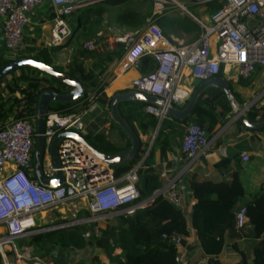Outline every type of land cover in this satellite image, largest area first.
I'll list each match as a JSON object with an SVG mask.
<instances>
[{
    "label": "built area",
    "instance_id": "2783aa9c",
    "mask_svg": "<svg viewBox=\"0 0 264 264\" xmlns=\"http://www.w3.org/2000/svg\"><path fill=\"white\" fill-rule=\"evenodd\" d=\"M46 1L0 0L6 47L13 58H22L27 49L25 28L29 24V13ZM50 1L54 10L50 43L60 45L74 34L69 16L77 9L104 0ZM151 1L155 4V15L177 5L190 13L203 31L197 40L177 44L174 37L167 36L158 22L151 19L144 27L115 36L114 40L109 41V50L119 43L122 44L124 53L119 60L121 72L138 66L147 55L155 60L156 68L134 78L131 85L140 92L163 99V103H148L145 106L147 113L157 117V129L141 157L121 176L118 177L114 167L97 156L84 142L71 137H66L59 143L60 166L56 165L51 153V143L61 131L72 130L84 136L87 134L86 118L100 107L94 98L108 79L104 74L101 84L81 102L84 104L93 99L90 106L68 113L50 111L46 115L42 173L45 178H52L62 170L65 179L58 187L43 185L35 174L34 150L38 116L8 115L0 118V255L4 264H14L11 259L19 263L34 261L33 264H63L59 260L48 261L36 255L25 242L19 246V239L29 238L38 232L82 221L88 224L98 222L117 214H132L151 204L160 194L182 208L184 192L179 187V178L184 171L191 168L212 141L202 123L190 122L185 126L181 148L186 162L182 172L169 177L168 172L164 171L162 176L168 177L167 182L153 196L140 199L141 192L138 187L140 170L147 166L146 159L154 146L162 122L170 115V106L186 103L192 97L194 90L192 85L186 83L188 77L192 81H205L220 75L223 70L229 77L236 75L249 78L258 66L264 67V0H224V5L207 19L193 15L178 0ZM256 18L259 21L249 25V21ZM100 46L96 39H89L84 44L87 50H97ZM252 105L247 103L243 111H249ZM241 155L245 161L250 159L249 152L245 149ZM78 200L87 204L90 211L88 217L54 225L53 228L40 227L39 214L43 216L54 207ZM246 222V207L243 204L236 213L237 230L241 231ZM95 231L99 232L97 226ZM87 234L91 232L88 231ZM163 237L177 246L176 260L179 264H210L208 256L203 252L198 256L191 253L187 237L176 232L164 233Z\"/></svg>",
    "mask_w": 264,
    "mask_h": 264
},
{
    "label": "trees",
    "instance_id": "16d2710c",
    "mask_svg": "<svg viewBox=\"0 0 264 264\" xmlns=\"http://www.w3.org/2000/svg\"><path fill=\"white\" fill-rule=\"evenodd\" d=\"M126 1L104 0L103 2L91 5L90 8H94L97 15L102 17L104 13L103 3L120 4ZM145 1L149 2L147 14H151L153 3L151 0ZM219 6L221 7L220 4H218ZM142 15L145 16L139 11L130 8L125 11L122 17L136 24L144 19V17L139 19ZM84 19L86 26L90 23L89 16H85ZM90 26L86 27L85 31L91 30ZM76 31L77 28L74 29V32ZM94 52L84 48L75 53L67 69V72L71 76L83 83L87 90L86 94L75 101L51 103L48 112L59 111L60 113H68L84 109L92 104L93 99L87 100L84 104L80 105L83 99L89 95L92 88L98 86V73L96 72L95 64L91 66L86 65L80 59V56L86 53L93 54ZM118 52H120L121 56V49ZM109 56L111 58L110 54ZM22 57H32L50 64L53 61L52 57L43 49H38V52L33 54L26 52ZM15 59L13 57L2 58L0 59V66ZM117 61L111 64L109 70L113 69ZM153 61L155 60L149 55L143 58L141 64L144 66V72L149 70L147 71L148 73L154 70ZM56 68L63 70L62 67ZM20 70V74L13 75L3 88V92L7 91L9 96L13 98V101L10 104L7 103L5 96L0 92V118L8 115H14L15 117L37 115L40 95L44 90L55 89L60 92L68 90L65 84L58 82L54 77L36 68L22 67ZM243 80L241 78L242 82H244ZM202 82L203 80H193V90L197 89ZM104 87L97 91L94 99L109 112L112 119L111 124L120 128L121 132L128 136L130 140L129 145L131 146V138L111 112V102L116 93L109 96L105 92ZM211 88L216 87L212 86L208 88L199 97L193 112L187 119L179 120L172 115L171 117L174 120L177 119L180 124H188L190 122L202 123L207 128L209 135L212 132L219 131L232 117L233 107L229 96L224 90L219 89L213 95L207 94V91ZM17 91L21 92V97L16 95ZM121 91H126V89ZM232 94L234 98L238 97L233 89ZM187 103L177 106L184 107ZM147 104L148 102L139 99H127L118 103L120 114L130 123L141 138V148L134 159H127L119 166L114 167L116 173L125 172L131 167L141 157L148 145V142L144 141L143 136L153 132L158 119L156 116L145 111ZM249 111V117L252 120L258 121L264 119V107H258L253 104ZM107 121V119L98 117L97 123L85 135L86 139L95 148L106 153L113 154L124 150L125 148L118 147L108 140L107 135L99 128V123ZM237 122L238 124H243L240 120H237ZM172 126L173 123L169 122L168 118L162 122L155 138L154 146L158 144L162 146V149H166L170 144L169 135L175 133L177 128L179 129V126L176 125L178 127L174 131ZM245 146L243 145L242 147ZM151 152L152 150L146 159V164L149 163L152 156ZM148 172L145 167L140 170V180L138 182L141 192L140 199L151 196L154 188L157 187L156 184L150 186V183H147V176L150 174ZM192 195L197 198V202L192 207L189 222L183 219L184 213L181 207L175 206L165 195L160 194L154 198L151 204L138 209L132 214H117L102 221L90 223L92 233L89 237H85L83 225L73 224L58 229L38 232L27 238V240H29L30 244L39 245L40 248H43L44 243L47 241L57 247L87 248L89 249L88 253H93L95 264H179L176 260L177 246L164 238L163 234L176 232L186 238L191 235L192 228H194L197 231L203 253L208 256L210 264H225L222 259V253L226 245L227 234L230 233L236 240L237 237L242 236L241 232L244 231L246 235L256 239L257 242L252 246L250 251H246L235 241V247L239 250L240 257L231 264H264V180L249 196L238 173H234L233 177L229 180L193 181ZM241 200H244L243 204L246 207V224L249 223L251 225L249 232L245 230L246 226L241 231H238L236 228V213L239 210ZM87 214H90V212L87 211ZM96 226L99 230L98 233L95 231ZM186 239H184L185 242L187 241ZM92 247L98 248V251L93 252Z\"/></svg>",
    "mask_w": 264,
    "mask_h": 264
},
{
    "label": "crops",
    "instance_id": "0c3cea01",
    "mask_svg": "<svg viewBox=\"0 0 264 264\" xmlns=\"http://www.w3.org/2000/svg\"><path fill=\"white\" fill-rule=\"evenodd\" d=\"M178 1L185 5L193 15L199 16L201 18L203 17L204 19H207L212 13L219 9L220 6L218 7V4H220L221 7L224 5V0H208L205 2H199L198 0ZM132 2L127 0L126 2H122L120 4H106L127 6L126 4H131ZM152 3V19H155L158 22L167 36L174 37L177 44L181 42L191 43L199 38L203 31V28L190 13L182 10L179 6L176 5L171 8H166L155 15V4L153 1ZM104 4L105 3L102 4L104 8V13L102 14V16L106 18L108 12L105 9ZM188 4L195 7L199 12H201V14H196L191 11ZM134 10H138L137 5L136 9ZM53 11L54 10L51 1L47 0L43 5L36 7L29 13V24L25 28V38L27 43V49L25 52L33 54L37 53L38 49H43L48 55L52 57V64L54 66L62 67L57 62V56L60 52L68 47L71 40L68 39L65 43L60 45H52L50 43L54 19ZM125 11H120V13L115 15L114 22L116 25H114V28L116 31H118L115 33L116 35L101 36V46L97 50H91L95 51L93 54L86 53L80 56V59L86 65H96L95 69L98 73L97 85L101 84L100 80H102L103 74L106 76V78H108L107 80H105L104 88L105 92L109 96L119 91L122 92L121 90L124 89H126V91L133 90L134 88L131 85L132 80L142 74H147V71H149L146 70V72H144V66L140 63L138 66H132L126 71L121 72L119 68V60L122 58L124 53L122 51V44H117V46H115L111 50L107 49L109 41H112L115 36L125 35L139 29V26L137 24L131 23L129 19H124L122 17ZM187 18H189V20ZM3 19L4 18L0 16V59L12 57V54L6 47L5 34L3 30ZM76 28L78 29L79 25ZM120 49L121 56L120 52H118V50ZM109 54L111 55V58ZM116 60L118 61L116 62V64H114L113 69L109 70L111 64ZM70 61L71 59L69 60V63ZM153 64L155 69L156 62L153 61ZM62 68L67 72L68 66H63ZM222 71L220 74L229 79L232 89L237 93L239 97H237L238 99L235 98L237 104L243 105L246 104L249 100L255 101L254 99H257L258 101L257 103H255V105H257L258 107H264V67H257L255 73L249 78L237 77L236 75L233 77H229L224 73V71L222 73ZM20 72L21 70L17 69V71L8 74V76H5L0 80V92L3 93V95L5 96V100H7V103L9 104L13 101V98L9 96L7 91L3 92V88L6 83L9 82L13 75H19ZM241 78L244 79V82L241 81ZM192 82L193 81L189 77L186 79V83L192 85ZM218 90L219 88L217 87L211 88L207 91V94L213 95ZM92 91L93 90H91V92ZM16 95L18 97L22 96L21 92L19 91L16 92ZM256 96H258V98ZM233 111L234 108H232V117L234 115ZM249 113L250 111H246V116L249 117ZM98 117L99 116L96 115L95 112L88 115L86 118L87 125V119H89V121L95 119V123H97ZM173 117H171L170 114L168 120L169 122L173 123L172 127L174 128V131L178 126L179 129L177 128L175 133L169 135L170 144L166 147L165 150L162 149V146L158 144L153 146L154 148L152 147V156L149 160V163H147V166L145 167L149 171L148 173H150L147 176V183H150V186H153L154 184H156L157 186L156 188H154L153 194L151 196L154 195L157 189L162 188L166 184L168 177L162 176V173L164 171L168 172L169 177L176 176L177 174L182 172L183 166L186 162L185 154L182 152L181 148V141L185 133L186 124H180V122L177 119L174 120ZM231 118L219 129V131L210 133V137L212 139L210 145L194 161L191 168L184 171L179 178V187L184 192V199L182 201V210L184 213L183 219H186L188 222L191 218L192 207L197 202V198L192 195L193 181H219L222 179L229 180L233 177L234 173H238L241 181L245 186L246 193L249 196V194L256 190L260 183L264 180V129H249L245 127L244 124H238L237 120L239 119H235L232 121ZM105 126L107 128V138L114 145L123 147L125 149H127L126 147L130 148L132 146L129 145L130 143L127 144L128 139L124 137L125 134H123L121 130L118 129L123 135L117 129L111 130L110 122H106ZM157 126L158 122L151 134L147 133L143 136V139L146 143L149 141L150 137L157 129ZM87 128L89 130V125ZM243 145L246 146L242 147ZM244 149L249 152L250 159L248 161H245L241 155V152ZM237 154L238 156H236ZM123 172L124 171H122L121 173H116L115 171L118 177L121 176ZM243 203L244 200H241L239 206L241 207ZM250 229L251 225L247 223L245 230L249 232ZM241 233L242 236L237 237L236 240L230 233L227 234L226 245L222 253V259L225 264H231L233 261L237 260L240 257V252L235 247V241L236 243H238V245H240L242 249H245L246 251H250L252 246L257 242L256 239L246 235L244 231H242ZM187 239L190 242V250L192 254H196V256H198L203 252L200 246V240L198 238L196 229L192 228L191 235L188 236ZM23 242L26 243L25 240H23ZM95 251L97 252L98 248L93 250V252Z\"/></svg>",
    "mask_w": 264,
    "mask_h": 264
},
{
    "label": "water",
    "instance_id": "95a60500",
    "mask_svg": "<svg viewBox=\"0 0 264 264\" xmlns=\"http://www.w3.org/2000/svg\"><path fill=\"white\" fill-rule=\"evenodd\" d=\"M257 21H259V18L249 21V25H254ZM22 67L36 68L54 77L58 82L65 84L66 88H68L66 92H60L55 89L44 90L40 95L37 111V137L34 150L35 174L39 182L43 185L49 187H58L64 183L65 179L64 172L62 170H59L52 178H45L42 173V159L45 149L44 131L48 108L52 102L67 103L78 100L86 94L87 90L79 79L74 78L68 72L56 68L53 64L46 63L42 60L32 57H22L0 66V80L11 72ZM212 86L224 90L229 96L234 108V115L231 118L232 121L235 119H239L244 124V126L249 129L257 130L264 128V119L253 121L248 116H246L245 112L243 111L246 108V105H239L236 103L235 98L232 94V87L229 79L222 75H216L210 79L203 81L201 85L193 91L192 97L184 107L170 106L169 113L179 120L187 119L193 112L199 97ZM127 99H139L148 103H163V99L157 96L140 92L135 88L129 91L118 92L113 96L111 102V112L113 117L120 123L122 128L131 138L132 146L130 148L113 154L106 153L95 148L83 134L72 130H65L58 133V135L54 137L51 143V153L56 165L60 166L58 155L59 143L66 137H71L78 141L84 142L97 156L108 162L113 167L119 166L126 159H134L141 148V138L135 132L130 123L120 114L118 109V103L122 100Z\"/></svg>",
    "mask_w": 264,
    "mask_h": 264
},
{
    "label": "rangeland",
    "instance_id": "374dc122",
    "mask_svg": "<svg viewBox=\"0 0 264 264\" xmlns=\"http://www.w3.org/2000/svg\"><path fill=\"white\" fill-rule=\"evenodd\" d=\"M128 1L130 2L133 1V2L131 4H126L127 6L108 5L105 3L104 7L108 12L106 18H104L103 16L99 17L97 13H95V9L90 8L91 5L86 6L84 8L77 9L74 14L70 15L69 22L71 26L75 29L79 25V28L69 38L71 41L68 47L65 48L62 52H60L59 55L57 56V62L59 63V65L62 67L63 66L67 67L69 60L73 58L75 53L77 51L79 52L80 50L84 49V44L87 40L96 39L99 43H102L101 36L116 35L115 33L118 31H116L114 28L115 27L114 25H116L114 20H115V15L120 13V11H123V10L125 11L130 8L136 9V5H137V9H138L137 11L145 15V16L142 15L141 17H139V19L144 17V19L141 22L136 23L139 26V28L144 27L147 23L151 21L152 19L151 14H147L149 10V2L145 0H128ZM188 6H189V9L193 11L194 13L201 14V12H199L195 7L191 6L190 4H188ZM85 16H89V19H90V23L86 26H85L86 23L84 19ZM187 19L189 20V18ZM89 25H91L90 26L91 30L85 31L86 27H88ZM96 88L97 87H93L92 90L94 91ZM258 96L256 97L258 98ZM254 100L255 101L249 100L247 101V103H251V104L257 103L258 100L257 99H254ZM54 103L55 102H52V104ZM246 104H243V105H246ZM94 112L96 115H98L102 119H107L108 120L107 122H110V123L112 122L111 115H109V112L106 111V109H104L103 106L100 105V107H97ZM87 121H88L89 129H92L94 124H96L95 119L92 121H89V119H87ZM105 124L106 122L99 123V128L101 129L103 133L106 134L107 128ZM115 129L120 130V128H118L117 126L114 127V125L111 124V130H115ZM124 137L128 139L127 144H129L130 140L128 136L125 135ZM87 211H89L87 208V204L84 201L78 200V201H74V203H66L65 205H61L60 207H54L53 209H50L46 213H44L43 216L39 214L38 223L40 227L48 228L54 225L66 223L67 221L69 222L78 221L79 219L86 218L90 215V214H87ZM58 221H65V222H58ZM78 224L83 225V231L85 232V237H89L91 234H87L88 231L92 233V230L90 228V223L88 224L87 222L82 221ZM23 240H25L26 243L30 245L33 251H35L36 255L41 256L44 259H47L48 261L49 260H59L63 264H95L93 261V253H88L89 249L87 248L79 249L76 247H73V248H67V247H62V246L57 247L51 244L49 241L44 243L43 248H40V246L37 244H32V243L30 244L27 238H23ZM23 240H20V239L18 240L19 246L22 243H24ZM92 248L93 250L96 249L94 247ZM10 261L11 263L13 262L14 264H25V263L33 264L34 262V261H26V262L19 263L14 259H11ZM0 264H4L3 261H1Z\"/></svg>",
    "mask_w": 264,
    "mask_h": 264
}]
</instances>
